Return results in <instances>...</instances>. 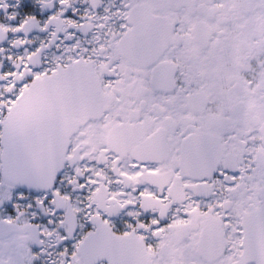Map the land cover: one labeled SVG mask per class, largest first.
Returning a JSON list of instances; mask_svg holds the SVG:
<instances>
[{"label": "snow or ice", "instance_id": "snow-or-ice-1", "mask_svg": "<svg viewBox=\"0 0 264 264\" xmlns=\"http://www.w3.org/2000/svg\"><path fill=\"white\" fill-rule=\"evenodd\" d=\"M0 264H264V0H0Z\"/></svg>", "mask_w": 264, "mask_h": 264}]
</instances>
